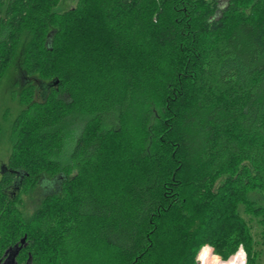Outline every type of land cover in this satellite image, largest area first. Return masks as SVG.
I'll use <instances>...</instances> for the list:
<instances>
[{
  "label": "trees",
  "instance_id": "16d2710c",
  "mask_svg": "<svg viewBox=\"0 0 264 264\" xmlns=\"http://www.w3.org/2000/svg\"><path fill=\"white\" fill-rule=\"evenodd\" d=\"M60 2L0 0V85L19 61L23 107L0 264H199L204 246L256 264L240 209L264 247V0Z\"/></svg>",
  "mask_w": 264,
  "mask_h": 264
},
{
  "label": "rangeland",
  "instance_id": "374dc122",
  "mask_svg": "<svg viewBox=\"0 0 264 264\" xmlns=\"http://www.w3.org/2000/svg\"><path fill=\"white\" fill-rule=\"evenodd\" d=\"M78 0H61L59 6L57 7L58 12H64L74 8L77 5ZM19 61H16L11 69L7 72L3 82L0 85V171L7 164L9 155L11 153V141H10V128L17 117L19 112L23 109V107L12 98V92L15 90H20L19 87L16 86L20 77L19 71ZM43 99V94L41 91L38 92L37 100L40 101ZM7 115V118L5 116ZM68 150H71V146ZM47 182V181H46ZM42 183L40 188L37 189L36 192H32L30 194L22 196L25 206L26 213L31 214L38 206H40L41 201L47 195H50L57 191L56 182H52L49 186V183ZM49 186V187H48ZM251 199L259 200L261 199L259 196L251 195ZM263 203V202H261ZM240 214L244 218V220L248 223V225L252 228V232L254 234L255 240L257 241V249L261 251L259 257L256 258V264H264V247L261 246L259 232L261 226L257 223V220L252 218V216L246 214L243 208L240 209ZM243 251L245 256V261L247 264V254L242 247L238 250V252ZM237 252V253H238ZM207 253V255H206ZM236 253V254H237ZM205 254V255H204ZM216 256L222 259L218 254H216L215 250L211 246H204L198 257L199 264H225L230 259L235 256H231V258L226 262H215L212 261V257ZM223 260V259H222ZM231 260L228 264H230Z\"/></svg>",
  "mask_w": 264,
  "mask_h": 264
},
{
  "label": "bare ground",
  "instance_id": "6f19581e",
  "mask_svg": "<svg viewBox=\"0 0 264 264\" xmlns=\"http://www.w3.org/2000/svg\"><path fill=\"white\" fill-rule=\"evenodd\" d=\"M206 255H207V253H206ZM230 264H246L243 251H240L237 254H235V256L232 258Z\"/></svg>",
  "mask_w": 264,
  "mask_h": 264
},
{
  "label": "water",
  "instance_id": "95a60500",
  "mask_svg": "<svg viewBox=\"0 0 264 264\" xmlns=\"http://www.w3.org/2000/svg\"><path fill=\"white\" fill-rule=\"evenodd\" d=\"M24 241V240H23Z\"/></svg>",
  "mask_w": 264,
  "mask_h": 264
}]
</instances>
